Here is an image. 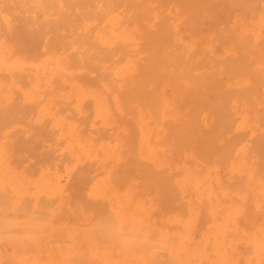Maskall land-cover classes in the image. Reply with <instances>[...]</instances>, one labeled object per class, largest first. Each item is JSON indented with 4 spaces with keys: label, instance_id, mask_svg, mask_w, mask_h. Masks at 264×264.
Listing matches in <instances>:
<instances>
[{
    "label": "bare ground",
    "instance_id": "1",
    "mask_svg": "<svg viewBox=\"0 0 264 264\" xmlns=\"http://www.w3.org/2000/svg\"><path fill=\"white\" fill-rule=\"evenodd\" d=\"M203 2L229 4L232 18L220 25V31L207 28L198 46L185 38L194 28L185 31L181 16L189 13L188 4ZM243 2L0 0V264H114L110 258L122 264H130L131 259L134 264H158V258L169 255L181 262L182 254L193 259L196 254L180 247L179 242L186 240L172 229L183 227L188 232L201 201L207 202L211 217V229L202 230V239L210 240L213 233L214 240H220L218 261L237 257L227 247L242 244L249 248L242 253L247 264H264V155L254 150L256 160L244 161L251 152L244 144L238 170L247 174L246 183H237L238 187L217 197L213 186H208L211 168L194 171L199 164L194 143L184 140L171 146L175 132L194 127L208 130L214 123L211 115H216L217 106L207 110L202 97L194 102L199 104L183 106L180 96L190 93L192 99V92L216 83L212 77L221 73L227 74L219 77L227 78V89L249 80L231 78L240 73L264 86V20L249 24L244 16L251 10L242 7ZM257 2L262 4H253L251 16L264 9V2ZM232 5H239L238 9ZM39 21L47 30L43 36L38 35ZM20 23L28 31L22 38L16 30L22 28ZM58 34L66 36L55 38ZM41 36L46 42L42 47L37 46ZM226 37L234 39L227 49L230 55L224 46L222 54L218 52ZM19 42L23 48L30 45L35 52L41 51L31 57ZM71 56L99 77L103 86L76 82ZM225 57L230 65L220 68ZM190 63L194 64L189 67ZM54 80L60 84L54 85ZM200 80L206 83L199 84ZM177 82L182 85L180 94L171 89ZM65 87H70L74 100L65 102ZM115 87L133 93L150 90L155 95L156 110L142 98L135 109L138 161L152 164L150 180L145 167L134 165L135 139L130 130L114 121L113 109L120 110L118 97L113 109L105 101L104 94ZM213 92L217 97L222 94L220 87ZM86 99L93 103L89 109L84 106ZM37 100L35 115L15 113L18 103L24 110ZM228 110L238 121L236 131L264 136V91L246 90L244 96L229 101ZM258 140L252 137L250 142L259 146ZM174 148L180 149L181 159L170 162ZM174 163L183 176L172 187L184 197L187 222L178 211L159 207L161 195L171 200L169 208L177 200L174 192L159 191L157 183L163 169ZM80 188L92 201H100L99 208L105 211L100 229L93 208L74 196ZM194 194L197 203L192 201ZM116 224L130 239L114 232ZM153 226L157 227L155 238L150 236ZM100 231L105 233L102 240Z\"/></svg>",
    "mask_w": 264,
    "mask_h": 264
},
{
    "label": "rangeland",
    "instance_id": "2",
    "mask_svg": "<svg viewBox=\"0 0 264 264\" xmlns=\"http://www.w3.org/2000/svg\"><path fill=\"white\" fill-rule=\"evenodd\" d=\"M242 7H245L251 11L247 10V15L244 16L246 19L250 20L249 24H255L259 22L260 20H264V9L261 12H258V15H261L260 18H257L258 15L256 16H251L253 15V11L255 12V6L253 4H262L258 3L257 1H262L264 0H244ZM239 5H232V7L238 9ZM187 10L189 13L185 16H181V22H185L183 25L184 30H189L193 29V32L190 34L185 35V38L187 40L193 39L197 41L198 46L203 44L201 41V37L203 36V33L207 30V28L212 27L215 31H220V25L222 23H225L228 19L232 18V11L230 10L229 4L227 5H211L208 3H197V4H192V5H187L186 6ZM207 14L209 16H206L204 14ZM17 21V19H16ZM27 26L28 23H25ZM39 27L41 28L42 31H40V34L42 35L45 33L47 30H44L45 23L39 21ZM192 24V25H190ZM190 25V26H189ZM19 26H22L21 23ZM20 28V27H19ZM17 30V35L18 37L22 38L23 34H27L28 31L22 26L21 29H16ZM66 32H63L65 34ZM63 34H58L55 36V38L61 39V36H66ZM28 35V34H27ZM42 36L40 37V40H37V46L42 47L46 42L43 40ZM18 38V39H20ZM65 38V37H64ZM232 40L229 39V37H226L221 40V45L218 49V52L222 54V46L226 49L225 54L230 55L227 51L228 47L234 44ZM67 43L68 41L65 40ZM22 42V41H21ZM21 42L20 43V48L30 54L31 57H34L39 51H41V48L35 52L34 47L27 46V48L21 47ZM66 43V44H67ZM66 44L63 43V45L66 46ZM23 45V44H22ZM64 46V47H65ZM240 55H243V52L241 51L240 53L237 52V56L240 58ZM40 56V55H39ZM193 59V58H192ZM71 60L73 61V66L75 67L73 70L76 72L74 79L75 81L80 83L84 82L85 85H94L96 88H101L103 86L102 80L94 76V74L87 68L79 66V62L77 60L76 56H71ZM194 60V59H193ZM230 60H228L225 57V60L219 64L220 68H225L226 66L230 65ZM194 63H190L189 67H191ZM192 68H197V67H192ZM207 68H200V71L206 70ZM76 74L79 79L76 77ZM205 76L207 77L208 74L205 73ZM216 78L212 77V80H214L216 83L219 82L218 85L215 86L216 83L213 84H208L205 86V88H198L197 92L193 93L195 95H191L192 99H190L189 94H184L180 96L179 102L183 106H189L191 104H199V103H194L196 100H199V96L203 98V103L202 106L206 108L207 110H210V106L213 104L216 107L215 109V114L216 115H211L212 120L214 123L208 128V130H200L197 127L192 128L191 130L188 131H178L175 132L174 135V140L171 142V146L176 147L178 142L184 141V140H189L194 143L195 145V152L199 158V164L196 166L194 171L199 170L203 168L204 166H208V171L211 168L210 171V177L209 180L210 182L208 183L209 187H212V190L216 193L217 197H223L224 194H228L234 187H238L237 183L242 184L243 182L246 183L247 179V174L240 172L238 168H240L239 160H240V151L243 147L244 144H248L250 146V154L248 155L247 158L243 159L244 161L251 162L256 160L255 155H254V150L259 152L261 156L264 155V136L259 133L255 132L252 133L250 130H241V131H236L235 126L238 123V121L235 119V117L232 115V113L228 110L227 107L229 105V101L231 99H234L235 96H244L246 90H255L258 93H263V84L257 82L252 76H245L244 74H232L231 78L238 79L240 76H244L246 79L249 78V80L246 83H242L241 85L243 86H232L231 88L227 89L225 86V82L227 80L226 77H223L220 79L219 77L221 76H227V74L221 73L219 76L215 74ZM220 79V80H219ZM224 82H222V81ZM206 82H203L202 80L199 81V84H203ZM60 84V81L54 80V85ZM83 85L82 83H80ZM60 87L62 85H59ZM122 86H125L122 85ZM127 88H130V86L126 85ZM182 85H180L178 82L173 83L171 86V89L173 92L180 94ZM195 87V86H192ZM215 87H220L222 94L221 96L217 97L214 94V88ZM70 87H65V102L68 99H75L74 95L70 94ZM248 95V94H247ZM115 96L118 97L120 101V110L119 111H114L113 105H115ZM246 96V95H245ZM177 97V96H176ZM105 101L108 103V105L113 109L114 113V121L116 124L119 125L120 128L130 130V133L132 137L135 139V144L134 146V155H135V162L134 165L137 168H146V180H150V178L153 175L152 171V164H149L147 166H144V163L141 161H138V143H136L137 137H140L139 133V126H138V117L135 114V109H136V104L138 98L145 99L147 102V105L151 107L153 110H156V99L155 95H153V91L148 90L147 93L143 90L142 92L139 91V89L136 90V93H133L131 90L126 89L125 87L121 90L118 87H115L114 89L109 90L104 94ZM17 101H21V97H17ZM40 105V101L37 100L33 102L31 107L25 108L22 110L20 108V103L17 105V109L15 113L18 116H24V113H30V115H35L37 112V109ZM63 106L70 107V104H63ZM84 106L85 108L89 109L93 106V103L89 100L86 99L84 100ZM219 109V112H216V110ZM219 113V114H217ZM67 114V113H66ZM28 115V114H27ZM47 135H41V137L44 139ZM252 137H256L259 142V146L257 145L256 141L255 143H251L250 139ZM49 142L48 140H45ZM256 145V146H255ZM180 149L179 148H174V157L170 162L177 161L181 159V154H180ZM256 167H260L259 165H255ZM235 168L238 171L234 173H230V169ZM261 168V167H260ZM171 172V174H169ZM182 169H178V164L174 163L172 165L166 166L162 173L161 176L158 178V189L159 191H170L174 192L177 200H175V205L173 208H169L171 205V200H168V198L165 195L160 196V201H159V207L164 210V211H178L180 214H182V219L184 222H187L188 220V213L186 212V208L184 206L183 200L184 197L181 194H178V190L173 188L172 185L175 180H180L182 177ZM214 180L217 181V183H214ZM208 181V179H207ZM206 181V182H207ZM172 188V189H171ZM177 192V193H176ZM198 194V191H197ZM194 194L192 195V201L194 203H197L199 201L197 199L198 195ZM188 195V194H185ZM190 195V194H189ZM75 198L84 206L86 207H92L95 214V217L97 218V221L95 222V225L97 226L98 229H100V225L103 224L104 217L101 215L105 211L100 207V201H92L90 198H88L82 188H80L76 193H75ZM248 196L252 197V193L248 192ZM207 202L201 201L200 204L196 207V214L192 217L193 220V225L189 227L185 224L184 227L189 229L188 232H184L182 229L178 227H174L172 230L175 231L177 234L182 235V239H185V242H179L180 247L186 251H189L191 253H195L196 256H192V258L187 259L189 255L182 254L180 259L181 262H177L174 256H162L161 258L157 259L158 264H247L245 261L244 255L242 253H245L249 250L247 246H244L242 244H237V245H229L227 247V250L231 253L233 251H236L238 253V256L233 258H230L229 261L224 262V261H218V252L220 251V245L219 242L220 240L215 241L213 238V233L211 235V239L208 241H205L202 239V233L204 229L210 228L211 229V217L206 211V206ZM157 227L153 226V230L150 232V236L152 238H155L156 236V230ZM100 235L98 238L102 240L101 237H105L104 231L99 232ZM86 255V254H85ZM112 261L114 264H122V262H115L112 258L109 259ZM133 259H131L130 264H134ZM108 264V263H106ZM148 264H153L151 261Z\"/></svg>",
    "mask_w": 264,
    "mask_h": 264
},
{
    "label": "clouds",
    "instance_id": "3",
    "mask_svg": "<svg viewBox=\"0 0 264 264\" xmlns=\"http://www.w3.org/2000/svg\"><path fill=\"white\" fill-rule=\"evenodd\" d=\"M113 230L114 232L118 235V236H123L125 239H130L129 237L125 236L124 232H123V229L121 227V225L119 224H116V225H113Z\"/></svg>",
    "mask_w": 264,
    "mask_h": 264
}]
</instances>
